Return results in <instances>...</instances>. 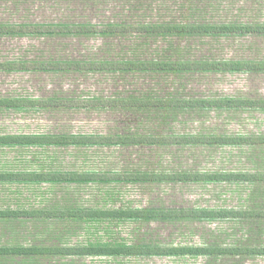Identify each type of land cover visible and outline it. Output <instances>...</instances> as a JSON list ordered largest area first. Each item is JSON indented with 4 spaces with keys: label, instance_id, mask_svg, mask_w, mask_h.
I'll list each match as a JSON object with an SVG mask.
<instances>
[{
    "label": "rangeland",
    "instance_id": "rangeland-1",
    "mask_svg": "<svg viewBox=\"0 0 264 264\" xmlns=\"http://www.w3.org/2000/svg\"><path fill=\"white\" fill-rule=\"evenodd\" d=\"M264 27V0H0V25ZM264 62V34L0 35V63ZM118 97L264 98V73L0 72V136L264 135V110L41 107ZM39 101V102H38ZM38 104V105H37ZM264 172V146H1L0 173ZM0 210L262 209L264 183H1ZM264 247V220H0V246ZM0 264H264V257L38 255Z\"/></svg>",
    "mask_w": 264,
    "mask_h": 264
},
{
    "label": "trees",
    "instance_id": "trees-1",
    "mask_svg": "<svg viewBox=\"0 0 264 264\" xmlns=\"http://www.w3.org/2000/svg\"><path fill=\"white\" fill-rule=\"evenodd\" d=\"M129 32L147 34H264V27L251 26H139L58 24L38 26L0 25V35H61V36H112ZM30 70L44 72L76 73H264V62L218 61H57L28 64L24 62L0 63V72L16 73ZM39 102V101H38ZM66 106L69 108H128L143 110L170 109H251L264 110V98H166V97H118L71 99L53 102L41 101L40 106ZM38 105V104H37ZM33 107L32 101L0 99V108ZM105 146L125 147L156 146H264V135L238 136H128V135H76L55 137L0 136L3 146ZM74 182L103 181L139 183H196V184H259L264 183V172H146V173H56L19 174L0 173V183L20 182ZM42 217L76 220H264L262 209H76L53 211H0V220ZM38 255L75 256H166V257H264V247L250 246H106L75 247H3L0 258L29 257Z\"/></svg>",
    "mask_w": 264,
    "mask_h": 264
},
{
    "label": "crops",
    "instance_id": "crops-1",
    "mask_svg": "<svg viewBox=\"0 0 264 264\" xmlns=\"http://www.w3.org/2000/svg\"><path fill=\"white\" fill-rule=\"evenodd\" d=\"M0 185H3L0 183ZM0 211H17V210H0ZM21 211H27V210H21ZM11 220V219H10ZM4 221H9V220H2V222ZM3 247H10V246H3ZM15 257H7V258H0V260H6V261H11L14 260Z\"/></svg>",
    "mask_w": 264,
    "mask_h": 264
}]
</instances>
